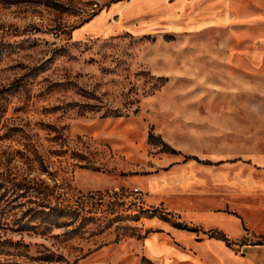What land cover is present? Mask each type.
<instances>
[{
	"label": "rangeland",
	"instance_id": "1",
	"mask_svg": "<svg viewBox=\"0 0 264 264\" xmlns=\"http://www.w3.org/2000/svg\"><path fill=\"white\" fill-rule=\"evenodd\" d=\"M112 1L0 0V264H217L209 232H261L255 211L225 223L216 197H155L147 179L200 164L217 97L254 94L216 87V51L264 67V0H222L213 27L216 0ZM137 13L151 29L126 31Z\"/></svg>",
	"mask_w": 264,
	"mask_h": 264
},
{
	"label": "crops",
	"instance_id": "2",
	"mask_svg": "<svg viewBox=\"0 0 264 264\" xmlns=\"http://www.w3.org/2000/svg\"><path fill=\"white\" fill-rule=\"evenodd\" d=\"M221 2L216 0L203 11L201 20H206L205 23L212 27L220 24ZM113 9L121 18L124 16L126 8L115 6ZM133 20L135 24L128 26L126 31L145 32L153 26L148 20H143V14L130 17L128 23ZM220 52L216 51L219 62L224 64L221 63V73L217 72L216 87L233 90L247 88L254 94L217 97L221 99L223 110L207 116V120L215 122L205 124L207 135L201 136L198 155L201 163L179 157L168 159L169 165L163 170L157 169L147 179L148 191L155 197L166 194H194L201 199L216 197L219 200L216 212L225 223H238L237 218L242 217L245 220L248 210L257 212L263 218L261 232L249 228L243 238H232L231 246L211 237L209 232L210 236L201 244L203 252L200 255L216 258L217 264H264V123L257 128L255 122L257 119L264 121V71H260L264 67L249 66L248 71L253 74L248 72L246 76L239 68H229L227 63L230 61L225 58L227 53ZM257 88H262V97L258 99ZM256 104H262L263 108L257 111Z\"/></svg>",
	"mask_w": 264,
	"mask_h": 264
},
{
	"label": "trees",
	"instance_id": "3",
	"mask_svg": "<svg viewBox=\"0 0 264 264\" xmlns=\"http://www.w3.org/2000/svg\"><path fill=\"white\" fill-rule=\"evenodd\" d=\"M118 1H122V0H113L112 2H118ZM170 153H174V154H176L177 151H176L174 148L170 147ZM164 218H165L166 220H169V217H168L167 215H164ZM175 226L178 227V228H181V229H189L187 226L183 225L182 223H177V224H175ZM197 230H199V229H197ZM211 234H213V236H215V237L217 236L218 239H222V240L226 241V243H227L229 246L233 245V243L230 242L229 239H227V238L225 237V235H223L222 233H220V232H213V233H211Z\"/></svg>",
	"mask_w": 264,
	"mask_h": 264
}]
</instances>
